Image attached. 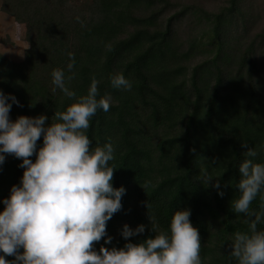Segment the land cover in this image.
Segmentation results:
<instances>
[{"label": "trees", "instance_id": "16d2710c", "mask_svg": "<svg viewBox=\"0 0 264 264\" xmlns=\"http://www.w3.org/2000/svg\"><path fill=\"white\" fill-rule=\"evenodd\" d=\"M258 5L223 0L209 11L172 0H90L81 6L1 0V12L24 26L28 44L19 61L0 54V91L18 101H7L11 121L44 115L46 126L56 122L55 112L86 95L92 77L100 82L98 99L112 98L110 110H98L86 135L92 149L114 146L112 186L125 194L121 211L107 222L111 243L101 240L96 251L168 233L173 213L189 210L202 264H238L230 245L236 232H249L243 215L232 209L240 195L239 165L245 159L264 164V17L257 24L264 6L259 13ZM69 53L75 57L72 99L53 91L51 82L54 69L70 74ZM118 74L132 82L131 91L112 86ZM242 143L257 156L247 157ZM30 159L35 162V155ZM21 163L7 155L0 165V201L19 186ZM204 171L213 178L207 184ZM216 179L219 188L213 187ZM262 196L252 202L253 211L264 210ZM125 224H142L145 232L126 241L120 235ZM257 229L264 230V223Z\"/></svg>", "mask_w": 264, "mask_h": 264}, {"label": "clouds", "instance_id": "9594fccd", "mask_svg": "<svg viewBox=\"0 0 264 264\" xmlns=\"http://www.w3.org/2000/svg\"><path fill=\"white\" fill-rule=\"evenodd\" d=\"M69 60L70 74L54 69L51 82L53 91L59 89L72 99L76 97L68 87L75 78L72 53ZM99 83L92 77L87 94L66 110L55 112L56 122L47 126L44 115L19 116L11 121L12 104L18 105V101L0 91V165L11 155L22 161L18 167L24 169L19 186H12L9 197L0 201L4 205L0 211V264H202L200 235L190 221L189 210L173 213L168 233L161 232L140 243H125L119 249L95 250L101 240L111 243L107 222L121 211L125 194L123 187L112 186L114 146L106 143L92 149L86 135L98 110L108 112L111 107L110 95L98 99ZM111 83L116 89H132V82L123 74L113 77ZM41 138L42 146L37 148ZM241 147L248 149L244 153L247 157L257 156L246 143ZM33 155L35 162L30 159ZM239 174L240 195L232 201V209L243 215L249 232L234 234L229 255L238 264H264V230L257 229L264 223V210L251 209L252 202L264 192V164L245 159L239 165ZM212 179L206 171L201 174L205 184ZM216 180L213 187L219 188ZM144 232L142 224L135 229L125 224L120 235L127 241Z\"/></svg>", "mask_w": 264, "mask_h": 264}, {"label": "rangeland", "instance_id": "374dc122", "mask_svg": "<svg viewBox=\"0 0 264 264\" xmlns=\"http://www.w3.org/2000/svg\"><path fill=\"white\" fill-rule=\"evenodd\" d=\"M90 0H70L72 6L86 5ZM177 3H191L203 7L205 10L216 11L221 6L223 0H172ZM262 0H259L258 9L264 6ZM1 7V0H0ZM264 14L261 15V20L257 18V24L262 25ZM28 44L25 42V28L23 25L15 23L14 20L1 12L0 10V54L13 60L19 61L23 58L24 52Z\"/></svg>", "mask_w": 264, "mask_h": 264}]
</instances>
